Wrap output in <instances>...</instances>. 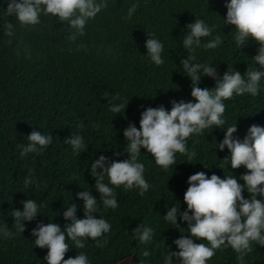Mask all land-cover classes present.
I'll return each instance as SVG.
<instances>
[{
  "label": "trees",
  "instance_id": "1",
  "mask_svg": "<svg viewBox=\"0 0 264 264\" xmlns=\"http://www.w3.org/2000/svg\"><path fill=\"white\" fill-rule=\"evenodd\" d=\"M225 2L106 0L107 6L87 22L84 35L73 41L68 39L71 29L66 22L42 15L38 25L21 26L5 12L8 0H0V224L14 233L12 238H0V264H47L44 257L48 250L35 247L32 230L41 222L52 221L62 229L70 224L62 213L71 202L77 205V218H83V202L77 193L93 191L99 199L88 164L100 155L117 161L127 159L123 131L129 123L139 129L144 109L164 106L170 110L173 100H192L191 80L180 66V59L186 56L180 41L187 25L203 19L215 26L213 36H223L219 48L198 52L204 62L213 63L219 76L229 67L243 77L254 66L251 59L257 55L258 44L250 39L242 49L236 46L232 26H225L221 20L226 19ZM130 9L134 11L130 13ZM8 23L13 24L12 37L6 34ZM148 35L164 44L165 63L161 66L146 57ZM199 86L212 89L215 81L202 77ZM116 95L125 103L129 101L125 112L118 115L109 111L106 99ZM225 104L224 127L237 123L235 135L242 140L250 126H264V79L259 95L234 96ZM32 131L52 135L53 142L43 154L21 156L19 145L27 143ZM207 131L188 139V149L195 152L192 160L177 153V165L167 170L141 149L140 162L145 165L149 191L141 196L139 189L114 187L119 206L105 209L99 204L96 213L111 224L109 233L97 240L87 239L83 249H75L68 241L65 259L83 252L90 264H119L132 257L134 264H163L166 251H177L173 241L187 235L186 223L178 219L185 230L181 233L163 216L176 202L181 204V211L186 210L188 178L198 172L223 178L224 173L232 172L243 183L239 177L246 169H231L223 160L229 151L215 150L216 142L224 138V129ZM72 132L84 137L88 146L85 152L74 153L64 143ZM29 173L38 178V186H25L23 179ZM242 195L248 197L247 192ZM27 199H35L42 207L40 216L25 222L21 233L14 226L11 211L22 210ZM140 224L153 229L151 242L141 243L132 234ZM200 242L206 243L196 241ZM144 251L149 255L144 256ZM208 264H264V246L252 242L251 251L244 254L222 247Z\"/></svg>",
  "mask_w": 264,
  "mask_h": 264
},
{
  "label": "clouds",
  "instance_id": "2",
  "mask_svg": "<svg viewBox=\"0 0 264 264\" xmlns=\"http://www.w3.org/2000/svg\"><path fill=\"white\" fill-rule=\"evenodd\" d=\"M106 6V0H8L5 12L25 27L38 25L42 15L58 18L69 25L71 31L68 39L74 41L84 35L87 22ZM224 7L227 10L226 19L219 17L225 26H232L230 33L236 46L242 49L250 39L258 44L257 55L251 59L254 66L249 67L243 77L239 71L229 67L222 77L219 76L217 69L212 67L213 63L204 62L198 52L201 49L219 48L224 43L223 36L219 33L213 36L215 26H209L203 19H195L194 23L187 25L180 41L186 56L180 59V66L191 80L192 100H173L170 110L164 106L144 109L140 115L139 129L134 123H129L123 131L127 159L117 161L100 155L88 164L90 174L96 181L94 191L99 194V199L93 195V191L77 193V199L83 202V218H77V205L71 202L62 213L63 219L70 221V224L62 229L59 224L49 220L47 224L38 223L32 230L35 247L48 250L44 257L47 264H90L83 252L75 258L65 259L70 249L68 241L75 245V249H83L87 239L97 240L109 233L111 224L96 213L99 204L105 209L119 206L114 187L139 189L141 196L149 191L151 185L145 179V165L140 162L141 149L151 154L158 166L167 170L177 165V153L192 160L195 152L188 149V139L213 128L224 129L223 140L219 143L215 141V150L222 152L227 149L230 153L223 160L233 170L246 169L239 177L243 183L238 182L230 171L231 174L224 173L223 178L216 174L209 178L205 172L188 178V188L184 194L186 210L181 211V204L176 202L167 207L163 216L166 222L176 225L180 231L182 228L178 219L186 223L187 235L182 234L173 241L177 251H166L163 264H208L222 247H231L237 253L244 254L251 251L252 242L264 246V126H250L242 140L235 135L237 123L224 127L227 124L225 101L234 96L250 94L255 97L260 93L264 79V0H226ZM132 11L134 9H130V13ZM6 27V34L12 37L13 24L8 23ZM148 37L145 42L146 57L156 66H161L165 63L162 58L164 44L153 36ZM209 37L211 39L205 41ZM202 77L213 79L215 87L201 88ZM106 99L109 111L117 115L122 110L125 112L129 103L123 102L119 95ZM52 142V135L32 131L27 136V143L19 145L20 154H43ZM64 143L71 146L74 153H83L88 147L84 137L73 132ZM115 155L119 156L120 153ZM23 181L26 187L39 185L34 173L27 174ZM244 192L248 193L247 198L242 195ZM41 207L35 199H27L22 202V210H12L16 230L23 233L25 222L40 216ZM132 234L141 243L153 240V229L142 224ZM13 235L6 224H0V238H12ZM143 255L148 256L149 252L144 251ZM128 261H132L130 264L135 262L132 257L119 264Z\"/></svg>",
  "mask_w": 264,
  "mask_h": 264
},
{
  "label": "rangeland",
  "instance_id": "3",
  "mask_svg": "<svg viewBox=\"0 0 264 264\" xmlns=\"http://www.w3.org/2000/svg\"><path fill=\"white\" fill-rule=\"evenodd\" d=\"M132 261H128L127 263H122V264H130Z\"/></svg>",
  "mask_w": 264,
  "mask_h": 264
}]
</instances>
